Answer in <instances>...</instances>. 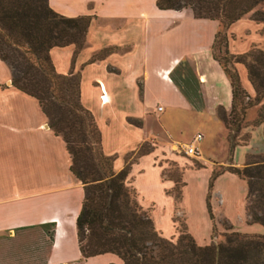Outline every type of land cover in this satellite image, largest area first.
Returning a JSON list of instances; mask_svg holds the SVG:
<instances>
[{"label": "crops", "instance_id": "crops-1", "mask_svg": "<svg viewBox=\"0 0 264 264\" xmlns=\"http://www.w3.org/2000/svg\"><path fill=\"white\" fill-rule=\"evenodd\" d=\"M47 2L66 16L90 15L85 42L74 55L73 44L52 46L49 54L58 72L79 70L80 101L95 114L103 152L116 154L113 169H120L123 155L143 141L154 136L159 139L158 147L130 162L126 179L139 203L150 208L157 231L165 237L174 235L175 200L166 191L174 182L162 176L164 163L155 159L161 153L160 147L166 151L168 140L154 132L151 118L159 120L169 104L188 113L198 111L220 133V147L226 150L221 136L223 123L215 107L221 105L229 111L231 86L210 53L215 20L194 17L188 7L160 9L155 0ZM234 23L252 32L262 25L249 18H239ZM259 37L264 43V33ZM243 44L246 47V42ZM105 46L115 49L86 62L95 50ZM56 53L63 61H58ZM182 59L198 76L201 109L193 108L172 80L173 68ZM237 71L241 85L252 95L244 66L237 64ZM102 92L105 101L100 100ZM255 112L254 106L249 107L245 116L251 119ZM127 116L139 118L140 124L128 122ZM262 147L259 142L258 149ZM196 150L198 153V146ZM251 150L250 145H236L233 161L242 163L245 152ZM69 163L64 141L47 125L37 99L11 84L9 67L0 59V264H28L29 259H35L36 264H123L111 252L81 257L75 216L83 190L69 170ZM212 168L204 162L187 165L181 172L179 206L187 230L199 244L207 243L211 234L205 197ZM245 193L243 178L228 170L219 172L212 180L209 197L215 223L219 226V220L224 218L240 231L264 233V225L245 221ZM31 232L48 239L46 250L36 248L38 240Z\"/></svg>", "mask_w": 264, "mask_h": 264}, {"label": "trees", "instance_id": "trees-1", "mask_svg": "<svg viewBox=\"0 0 264 264\" xmlns=\"http://www.w3.org/2000/svg\"><path fill=\"white\" fill-rule=\"evenodd\" d=\"M264 0H155L160 9L188 7L194 17L217 21L211 50L217 41L223 53L212 57L227 75L231 86V105L227 119H220L226 128L237 131L247 107L259 104L251 125L264 128V48L251 46L243 52H228L224 29L235 20L248 16L261 22L264 32ZM90 15L66 16L51 8L47 0H0V59L9 67L11 84L34 96L46 117L47 125L64 141L69 154V170L80 181L83 196L75 216L78 249L82 258L98 253L116 254L123 264H264V233L237 230L228 222L218 240L197 243L173 213L177 235L165 237L154 227L149 207H143L134 188L127 182L129 165L140 154L143 141L127 152L122 167L114 170L115 153L106 154L101 148L100 131L91 111L79 97V70L58 72L51 60L52 46L73 44V55L83 46ZM115 49L105 46L92 53L86 62L99 59ZM245 68L253 94L241 85L233 63ZM178 88L187 96L180 83ZM188 97V96H187ZM126 120L139 125L140 119ZM233 126V127H231ZM264 136V129H263ZM228 133L229 150L237 143ZM246 143L247 137L241 139ZM249 153L241 165L229 164L224 169L237 174L246 182L244 201L245 221L264 225V151ZM221 171L212 170L207 183L205 204L211 220V234L216 232L215 219L209 202L213 178ZM162 173V172H161ZM172 179V178H171ZM173 187H176V179ZM183 182H180V188ZM180 188L172 194L180 201ZM171 194L169 190H166ZM179 224V225H178ZM177 225V226H176ZM50 233L48 236L50 237Z\"/></svg>", "mask_w": 264, "mask_h": 264}, {"label": "rangeland", "instance_id": "rangeland-1", "mask_svg": "<svg viewBox=\"0 0 264 264\" xmlns=\"http://www.w3.org/2000/svg\"><path fill=\"white\" fill-rule=\"evenodd\" d=\"M262 9H264V2L261 4ZM241 18H249L248 16H243ZM251 19V18H249ZM252 20V19H251ZM216 22V28H219L220 25L217 26ZM233 23V22H232ZM229 24L226 29H224V33L226 36V48L228 52H243L250 48L251 46H257L264 48V43H261V37H259L264 32H261L259 29L255 30V32H252L247 27L243 26L241 23H234ZM215 32V31H214ZM263 38V37H262ZM85 42V41H84ZM246 42L242 45V43ZM245 47V49L241 51H237L241 48ZM98 50V49H97ZM95 50V51H97ZM94 51V52H95ZM93 52V53H94ZM212 52L216 55H221L223 53V46L220 41H217L215 44V47L211 50V44H210V53L212 56ZM57 54V53H56ZM99 55L103 56L104 54L98 53ZM58 61H63V59L57 54ZM213 58V57H212ZM214 59V58H213ZM237 64L241 63H233L236 71H237ZM238 73V71H237ZM172 75L182 86L183 90H185L187 94V98L189 101H191V105L195 109H201L202 100L199 95L198 90V76L193 71L192 67L188 64L186 60H180L179 63L173 68ZM239 76V75H238ZM240 81V80H239ZM91 105L94 106L91 102ZM259 104H254L249 107H255L256 112L253 118L247 119L245 116L246 110L249 108L247 107L244 111L243 120L240 122V128L235 131L234 129L226 128L223 121L220 119L219 114L221 112H224L226 114L227 119H231V114L229 115L228 111L223 109L221 105H217L215 107V113L217 117L221 120L223 123V134L222 140H224L226 145V150L224 151L220 147L219 138L220 133L217 132L216 128L211 125L210 120L207 119L205 115H201V113H198V111H192V112H184L182 108H180L177 105L169 104L166 105L159 120L156 118H151L152 125L154 127V132L157 133L160 137H163L168 140V143L166 144L167 149L164 151L162 147L159 148L161 150V153H157L155 156V159L159 163L163 164V170H162V176L165 178H172L176 179V187H171L167 190L171 192V195L178 192V189L180 188V182H183L181 172L184 167L187 165L191 166H199L203 164L204 162H207L213 166L212 170L214 171H222L226 169L229 164H235V165H241L245 162L246 156L249 153L254 154H263L264 151V136H263V124L259 123L257 125H251L250 123L255 119L257 109ZM97 108L95 107V110ZM90 110V109H89ZM91 111V110H90ZM99 113H104V110H98ZM97 111V113H98ZM93 114V117L95 119V114L91 111ZM114 113H117L115 111ZM96 121V120H95ZM162 123V125H160ZM97 124V123H96ZM233 127V126H231ZM259 128L258 131H256V128ZM204 128V129H203ZM199 132L202 137L199 141L195 143L196 146H198L199 152L196 155H187L182 150L176 151L172 149L174 144L177 146H181L184 143H187L192 136ZM228 133L235 135V140L237 141L236 144L232 147V150H229V142H228ZM247 137L246 143H241V139L243 137ZM159 140V139H158ZM157 138L151 137L148 140H146L143 143L144 149H152L153 147H158L157 144ZM259 142H262L263 147L261 150L258 149ZM236 145H250L251 151H247L244 154V160L240 164H236L233 161V152ZM202 154V157H201ZM130 156V155H129ZM127 156L125 153L123 155V158L130 160L131 157ZM200 156V157H199ZM222 159V160H219ZM113 166V163H112ZM174 185V183H173ZM181 190V188H180ZM138 199V198H137ZM174 215L178 219V223L182 225L185 223L184 221V215L181 211V208L179 206V203H176V208L174 207ZM251 223V222H250ZM174 224H177L174 222ZM178 224V225H179ZM228 225V221L226 219H220L219 220V226L216 225V232L210 236L209 241L211 240H218L222 238L221 233L226 230L225 227ZM177 226V225H176ZM238 230V229H237ZM31 236H33L38 241L35 243L36 248L39 250H46L48 245V239L47 238H40V236L37 233L31 232ZM248 233H254V232H248ZM177 235L176 227H175V233L174 235L170 237H174ZM208 241V242H209ZM207 242V243H208ZM28 264H36V260H28ZM38 262H40L38 260Z\"/></svg>", "mask_w": 264, "mask_h": 264}, {"label": "built area", "instance_id": "built-area-1", "mask_svg": "<svg viewBox=\"0 0 264 264\" xmlns=\"http://www.w3.org/2000/svg\"><path fill=\"white\" fill-rule=\"evenodd\" d=\"M104 93L102 92L99 97H100V100L101 101H105L102 99V95ZM157 109H161V105H158L157 106ZM202 135L199 133V132H196L192 138L187 142V143H184L183 145L181 146H177L176 144H174V146L172 147V149L176 150V151H180L182 150L185 154L187 155H196L197 154V150H196V145L195 143L197 141H199L201 139Z\"/></svg>", "mask_w": 264, "mask_h": 264}, {"label": "bare ground", "instance_id": "bare-ground-1", "mask_svg": "<svg viewBox=\"0 0 264 264\" xmlns=\"http://www.w3.org/2000/svg\"><path fill=\"white\" fill-rule=\"evenodd\" d=\"M102 99L105 100V98H103V96H102Z\"/></svg>", "mask_w": 264, "mask_h": 264}]
</instances>
